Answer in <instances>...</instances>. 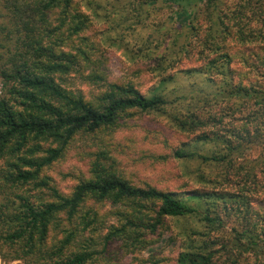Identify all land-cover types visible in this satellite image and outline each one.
<instances>
[{
    "label": "trees",
    "instance_id": "obj_1",
    "mask_svg": "<svg viewBox=\"0 0 264 264\" xmlns=\"http://www.w3.org/2000/svg\"><path fill=\"white\" fill-rule=\"evenodd\" d=\"M159 1L144 0L142 5ZM168 3L182 23L173 29L163 54L151 57L153 70H166L178 62L176 56L191 55V41L197 39L199 56L208 50L205 57L200 65L181 68L178 73L200 76L202 86L214 89L212 95L197 98L202 94L198 88L186 99L178 95L169 101L164 89L171 75H164L150 94L130 84L101 80L96 65L87 73L76 53L59 48L65 38L77 36L87 22L74 0H0V247L7 248L0 249L2 260L99 264V251L77 248L89 225L98 219L90 208L83 211L84 203L93 199L149 208L155 218L150 228L168 217H195L203 231L192 229L185 233L187 245L177 264H216L218 257L209 246L213 240H209V233L223 226L227 211L231 215L237 211L233 238L226 237L222 248L238 253L219 264H264V90L241 67H235L233 56L225 51L228 37L243 43L264 39V26L253 29L241 24L254 7L264 18V0H237L233 16L227 13L231 5L224 0ZM86 7L90 8V3ZM56 10L57 17H52ZM205 13L209 24L202 37L201 17ZM233 27L237 29L234 35ZM141 42L140 50L150 49L147 38ZM169 47H173L171 51ZM256 60L249 65V71L259 72L264 79V59ZM68 77H75L74 85L79 82L89 89L75 88L68 83ZM192 85L194 88L196 84L189 87ZM172 104L182 108L167 114L176 129L198 133L175 149L173 156L223 165L225 172L220 180L215 179L214 189L179 193L132 184L113 174L107 166L108 158L100 153L103 159L92 162L91 178L80 181L69 196L53 190L55 197L50 201L37 204L32 199L29 191L44 187V169L61 157L76 133L112 128L128 110L165 112ZM204 127L213 129L195 131ZM49 139L59 141L61 146L43 147L41 142ZM211 141L220 143L218 151L204 154L198 150L199 143ZM256 146L262 154L248 158L245 152ZM60 215L70 224L69 233L55 243L52 234L59 228L56 219H61ZM126 222L135 225L131 217ZM232 242L235 247H230Z\"/></svg>",
    "mask_w": 264,
    "mask_h": 264
},
{
    "label": "rangeland",
    "instance_id": "obj_2",
    "mask_svg": "<svg viewBox=\"0 0 264 264\" xmlns=\"http://www.w3.org/2000/svg\"><path fill=\"white\" fill-rule=\"evenodd\" d=\"M143 1L74 0V5L86 15L87 22L77 36L65 38L59 48L76 53L87 73L89 67L96 65L101 80L130 84L143 94H150L164 75H171L172 80L166 83L167 87L164 89L169 101H173L178 95L186 99L191 91L197 93L198 88L202 89V94H197L199 96L197 98L212 95L214 89L202 86L200 76L187 77L178 73L181 68L200 65L205 57L208 50L200 57L197 39L191 41V46L193 45L191 55L176 56L178 62L166 70H153L151 57L163 54L167 43L172 39L173 29L182 21L173 14L168 0H160L150 6L142 5ZM224 1L231 5L226 10L232 15L231 11L237 0ZM88 3L90 8L86 7ZM257 8L248 11V16L242 20L241 24L245 28L259 29L264 26V18L257 12ZM57 11L52 17H57ZM206 13L201 17L202 37L205 36L209 24ZM230 23L233 24V21ZM158 29H162L161 34L158 33ZM236 30V27H233L232 35ZM262 35L264 37V32ZM142 38L148 39L150 49L140 50ZM226 45L225 51L233 56L234 66L241 67L243 73L247 72V77L253 79L264 90V79L260 73L249 71V65L257 63L258 57L264 59V51L261 50L264 39L259 37L257 40L251 39L243 43L228 37ZM172 48L169 47L168 50L171 51ZM245 58L248 59L247 62H244ZM75 77L77 78L76 75ZM74 78L68 77V83L75 88L89 89L81 86L79 82L74 85L73 82H76ZM191 84L196 85L194 88L193 85L189 87ZM99 85L102 88V81ZM1 91L0 81V94ZM185 101L187 100L183 102ZM178 109L182 108L172 104L166 107L165 112L128 110L122 113L118 124L112 128L101 129L96 133L88 131L76 133L65 145L61 157L44 169L42 173L44 187L32 189L29 194H32V199L37 204L54 199L53 190L61 196H69L80 181L91 178L92 162L95 159H103L99 158L100 153H104V157L108 158L107 166L113 174L127 179L132 184L150 185L160 190L179 193L214 189L215 179L220 180L225 172L223 165L204 163L196 157L176 159L173 156L175 149L198 134L176 129L167 114L175 113ZM200 118L205 119L203 115ZM211 129L213 128L204 127L195 131ZM41 145L59 147L61 143L49 139L42 141ZM219 145L220 143L211 141L199 143L197 146L201 153L212 154L218 151ZM245 153L249 154L248 158L251 159L262 154L260 147L257 146ZM260 180L262 182V179ZM84 204L83 211L90 208L97 213L98 219L89 225L84 237L77 243V248L85 247L90 251H99L101 254L99 258H102L103 264H177L180 253L184 251L183 247L187 245L185 233L192 229L203 231L195 217H168L156 228H150L149 225L155 218L147 207L140 208L135 204L113 205L107 201L93 199H88ZM261 204L264 207V201ZM235 213L237 211L231 215V211H227L222 219L223 226L209 233V240L213 239L210 240L209 246L215 250L213 252L217 255L216 259L218 257L216 264L223 263L224 260L229 261L238 253L222 248L224 247L222 243L227 242L226 237L229 240L233 238V227L238 223ZM78 216L80 215L75 218ZM60 217L62 218L56 219L59 228L52 234L55 243L62 241L69 233L70 224L64 215ZM127 217H131L135 225H128ZM140 224L146 227H141ZM232 246L235 247L233 242L230 244V247ZM0 249L7 250L5 246ZM101 260L98 261L99 264ZM0 264L24 263L22 260L5 261L0 257Z\"/></svg>",
    "mask_w": 264,
    "mask_h": 264
}]
</instances>
